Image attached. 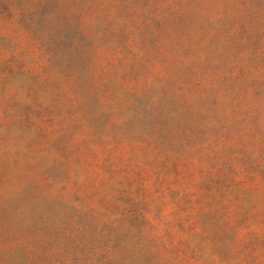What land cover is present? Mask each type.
Segmentation results:
<instances>
[{
  "label": "rangeland",
  "instance_id": "rangeland-1",
  "mask_svg": "<svg viewBox=\"0 0 264 264\" xmlns=\"http://www.w3.org/2000/svg\"><path fill=\"white\" fill-rule=\"evenodd\" d=\"M0 264H264V0H0Z\"/></svg>",
  "mask_w": 264,
  "mask_h": 264
}]
</instances>
